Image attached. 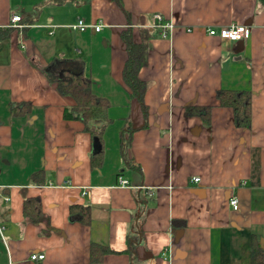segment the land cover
Returning a JSON list of instances; mask_svg holds the SVG:
<instances>
[{
	"label": "crops",
	"instance_id": "crops-1",
	"mask_svg": "<svg viewBox=\"0 0 264 264\" xmlns=\"http://www.w3.org/2000/svg\"><path fill=\"white\" fill-rule=\"evenodd\" d=\"M155 14L172 24L166 38L152 27ZM12 15L21 30L9 27ZM78 18L86 31L72 29ZM231 25L249 37L207 34ZM8 29L0 264H92V243L114 252L101 264H252L255 244L264 253V0H0V30ZM127 30L148 45L141 102L122 78ZM62 62L79 63L106 100V125L86 130L63 118L73 100L57 90ZM222 90L249 92L250 128L219 105ZM187 108H208V119ZM27 199L39 204L37 221L24 214Z\"/></svg>",
	"mask_w": 264,
	"mask_h": 264
},
{
	"label": "trees",
	"instance_id": "trees-1",
	"mask_svg": "<svg viewBox=\"0 0 264 264\" xmlns=\"http://www.w3.org/2000/svg\"><path fill=\"white\" fill-rule=\"evenodd\" d=\"M10 33L11 29L0 30V41L7 38ZM122 40L127 52V59L122 70V78L132 98H136L141 102L145 91V84L139 79L138 74L140 69L147 64L148 45L143 40L138 43L134 42L131 30L122 33ZM58 65L67 75L57 81V90L61 95L68 96L73 100V105L64 109L63 118L65 120H80L86 130L89 129V123L92 121L105 122L106 125L109 120L107 117L108 103L105 99L91 92V81L84 74L80 64L77 62H62ZM217 99L221 107L232 109L234 120L238 127L250 128L251 108L249 92L222 90L218 94ZM12 111L15 112L16 109H12ZM187 113L190 115H200L205 121L209 116L208 108H187ZM43 177L42 171L36 172L32 175V180L35 183H39ZM23 211L30 220L37 221L41 217L39 204L33 199L24 201ZM79 211L83 213V222L88 223L90 219L87 208L82 207ZM127 251H129V248ZM113 253L106 246L92 243L90 246L91 263L101 264L104 256ZM251 260L252 264H264V253H262L257 244L252 247Z\"/></svg>",
	"mask_w": 264,
	"mask_h": 264
},
{
	"label": "built area",
	"instance_id": "built-area-1",
	"mask_svg": "<svg viewBox=\"0 0 264 264\" xmlns=\"http://www.w3.org/2000/svg\"><path fill=\"white\" fill-rule=\"evenodd\" d=\"M9 27L15 30H21L24 25L22 22V18L18 15H12L9 20ZM95 32H99L101 27L100 26H91ZM152 27L157 32V35L161 38H166L169 34L170 29H172V24L167 22L163 19V17L159 14H155L152 17ZM73 30H77L79 32H84L88 29V25L84 23V21L78 18L75 24L72 26ZM207 34L209 36H218L221 39L230 40V41H239L242 39H247L249 37V29L242 26H235L231 25L228 27L220 28L219 30L215 29H208ZM194 183H198L200 181L199 178H193L191 180ZM118 184L120 186H127V181L123 180L122 178H118ZM2 199L5 203L9 201V197L6 195L2 196ZM229 205L233 210L238 209V201L235 197H231L229 199ZM4 228L0 225V241H3ZM44 255H32L30 257L31 261L43 260Z\"/></svg>",
	"mask_w": 264,
	"mask_h": 264
}]
</instances>
